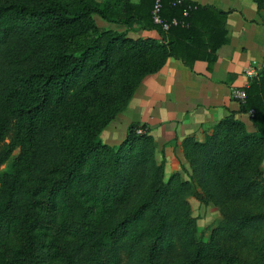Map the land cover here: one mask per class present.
<instances>
[{
    "label": "trees",
    "instance_id": "trees-1",
    "mask_svg": "<svg viewBox=\"0 0 264 264\" xmlns=\"http://www.w3.org/2000/svg\"><path fill=\"white\" fill-rule=\"evenodd\" d=\"M254 1L264 10V0ZM160 2L161 19L177 21L166 30L152 19L154 0H0V143L11 119L20 123L0 149L1 167L19 148L0 171V264H264V70L239 103V112L252 111L254 133L231 113L203 141L182 142L193 176L212 184L219 200L244 204L224 212L209 243L195 241L189 202L179 196L190 183L178 173L165 181L162 164H153L146 123L131 120L115 145L92 126L76 141L75 121L49 109L72 97L89 104L86 92L117 72L130 95L169 57L210 67L229 42L227 11L194 0ZM131 30H155L160 38H132ZM134 147L131 173L126 157ZM147 165L154 177L128 204L126 193ZM8 228L14 248L3 239ZM217 234L241 248L217 247Z\"/></svg>",
    "mask_w": 264,
    "mask_h": 264
},
{
    "label": "crops",
    "instance_id": "crops-1",
    "mask_svg": "<svg viewBox=\"0 0 264 264\" xmlns=\"http://www.w3.org/2000/svg\"><path fill=\"white\" fill-rule=\"evenodd\" d=\"M194 1L227 11L229 42L217 48L210 67L205 60H195L188 67L180 59L167 58L158 71L143 78L128 106L130 120L146 123L155 153L167 159L171 171L179 169L178 160L184 163V139L203 141L231 113L247 132H255L250 112H239L231 90L248 85L244 69L264 57V11L257 9L254 0ZM127 35L160 38L155 30H131ZM261 170L264 173V159Z\"/></svg>",
    "mask_w": 264,
    "mask_h": 264
},
{
    "label": "rangeland",
    "instance_id": "rangeland-1",
    "mask_svg": "<svg viewBox=\"0 0 264 264\" xmlns=\"http://www.w3.org/2000/svg\"><path fill=\"white\" fill-rule=\"evenodd\" d=\"M118 75V72L115 73L106 83L98 85L93 91L86 92L87 98L90 100L89 104H86L87 100L77 103V97H72L69 98L64 105H60L58 107H49V109L53 112L54 117H69L70 120L73 121V123L75 121V123L73 124L74 126L72 136H74L76 141L79 139L77 137L78 135L80 137L84 136L86 128L84 126H92L91 129H100L98 130L97 134L104 142H107L109 144H118L123 139L127 124L131 121L129 117L128 106L133 100L134 94L137 89L135 90V92L127 95L128 91H124L119 84V81L117 79ZM141 82L139 83L137 88L140 86ZM124 100H126V102L123 106ZM6 114L7 113L5 112V115ZM19 124L20 123L16 118L11 119L9 130L6 133L5 139L2 143H0V149L2 144H7L10 142L14 134L18 131ZM75 126L76 128H74ZM136 150V147H134L133 150H129L127 152L126 165L127 168L131 170V173L134 169L132 161L134 158H136ZM18 153L19 148H17L12 156L7 160V162L0 167V171L4 170L11 162H13ZM34 160L35 162L37 161L35 158ZM153 161V164L155 165L162 164L165 181L172 173H178L180 175L179 177L181 181L190 183V185H187L182 191H180L179 196L183 198L185 197V200L189 202L191 210L190 215L195 220L196 226V230L193 235L195 241L209 243L212 239L211 235L213 233H216L214 232L215 228L218 227L219 224L223 221L224 212H238L241 210L239 208L244 206V204L238 206L237 202H232L227 197L224 200H219V196L215 192V188L211 187L212 184L208 185L206 182L203 183V177L193 176L192 170L188 165V161L185 159V157L184 163L182 160H178V162L180 163L179 169L172 171L169 169L167 159L159 157L155 152L153 154ZM154 173L155 169L152 167V165H147L144 168V175L138 179L139 183L137 188L130 194L126 193L128 204L134 203L138 199V197L141 196L144 191H146V189L149 187L150 181L154 177ZM208 194H211L213 198H209ZM100 216H103L102 212ZM219 236L220 235L217 234L215 237V244L217 245V247L229 250L231 249L230 251L232 253L235 250L237 251V249L239 250L241 248L236 242L228 245L226 241L221 239L219 240ZM3 239L5 243L8 244V246L13 248L17 246V236L12 228H10V231L8 228V232L6 233L5 237H3ZM256 243L258 244L259 242L257 241ZM244 250L239 253H244V257L247 258V256H249L250 254L245 253ZM208 260L212 261V257L209 256ZM51 264H60V262L55 260Z\"/></svg>",
    "mask_w": 264,
    "mask_h": 264
},
{
    "label": "built area",
    "instance_id": "built-area-1",
    "mask_svg": "<svg viewBox=\"0 0 264 264\" xmlns=\"http://www.w3.org/2000/svg\"><path fill=\"white\" fill-rule=\"evenodd\" d=\"M161 7V2L160 0H154L153 7H152V19L154 23H157L160 25L163 29H168L170 25H174L177 23L175 19L170 20L169 22L163 21L161 17L159 16V11ZM184 14H186L184 12ZM264 70V57L261 59L260 62H253L249 66H247L244 69V73L249 79H252L256 77L261 71ZM247 86V85H246ZM231 97L232 99L236 100L237 102H244L246 98V93H245V86L244 87H236L231 90ZM252 114V111H250ZM137 132H141L140 129L137 130Z\"/></svg>",
    "mask_w": 264,
    "mask_h": 264
}]
</instances>
